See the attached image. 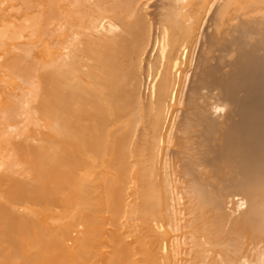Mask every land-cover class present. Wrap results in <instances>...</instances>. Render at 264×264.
<instances>
[{
  "label": "bare ground",
  "instance_id": "6f19581e",
  "mask_svg": "<svg viewBox=\"0 0 264 264\" xmlns=\"http://www.w3.org/2000/svg\"><path fill=\"white\" fill-rule=\"evenodd\" d=\"M149 1L0 0V264H264V0Z\"/></svg>",
  "mask_w": 264,
  "mask_h": 264
},
{
  "label": "rangeland",
  "instance_id": "374dc122",
  "mask_svg": "<svg viewBox=\"0 0 264 264\" xmlns=\"http://www.w3.org/2000/svg\"><path fill=\"white\" fill-rule=\"evenodd\" d=\"M162 1L163 0H152L151 2L149 1L150 3L148 5H146V7H145L146 8L145 9V12L146 11L149 12L151 10L154 13L155 12H158L159 10L157 9L158 7H156V6L158 4H160V3H162ZM155 7H156V10H158V11H154L155 10ZM213 12H215L214 8L210 12L208 11L206 13L208 15H205V21L203 22L202 33L203 34L205 33L206 36L207 35L210 36L213 33V27H212V20H213L212 17L214 15ZM154 13L151 14L149 12L148 14L149 15H153ZM158 13H156V15ZM149 17L151 18L152 16H149ZM154 17H155V15H153V18H151V19L154 20ZM155 19H156V17H155ZM154 22H155V20H154ZM156 23H157V21H156ZM203 34H202L203 37L200 36L199 41L196 43V46H194V48H195L194 49V51H195L194 58H196V59H194L195 60L194 65H192L190 67V71H189L190 73H189L188 77L185 80H183V83L181 85V88L183 89V92L185 93V96H186L187 92L189 93V90L192 87L194 81L200 78L199 77L198 68H197V66H198V59L200 57V56L198 57V55L201 54L200 52H201V49L204 46V43H206L207 40H209L208 36L205 37V35H203ZM204 37L206 39H204ZM153 58H154V54H153ZM199 104H200V106L207 107L209 109V113L211 114V117L213 118V121L216 122L218 125L221 124V121H223L224 119H229L230 120L231 118H235L236 113H237V104H236V101L235 100L234 101L232 100L231 103H229L228 100H226L224 97H222L220 95L219 90L217 88H215V87H213V88H206V89L203 90V98L200 100ZM225 104L227 105V110L226 111H225V107H224ZM213 110H215V112ZM251 110H252V107H249L247 112H249ZM182 118H184V113L181 110V111H179L178 121L180 119H182ZM176 130H177V127H176ZM174 151L175 150H173L171 148V150L169 151V153L171 155H173L174 154ZM179 165H181V164L179 163ZM177 169H178V171H177V174H178V173H180L179 170L181 168H177ZM177 174H176V176H177ZM178 179L180 180V182L176 183L177 184V187H176L175 191H177V192H179V193H181V194L184 195L187 192L188 187H187L186 183L184 181H182V173L179 175Z\"/></svg>",
  "mask_w": 264,
  "mask_h": 264
},
{
  "label": "clouds",
  "instance_id": "9594fccd",
  "mask_svg": "<svg viewBox=\"0 0 264 264\" xmlns=\"http://www.w3.org/2000/svg\"><path fill=\"white\" fill-rule=\"evenodd\" d=\"M224 107H225V111H226L227 110V105L225 104ZM213 111L215 112V110H213Z\"/></svg>",
  "mask_w": 264,
  "mask_h": 264
}]
</instances>
